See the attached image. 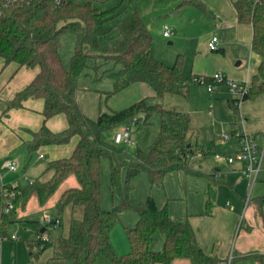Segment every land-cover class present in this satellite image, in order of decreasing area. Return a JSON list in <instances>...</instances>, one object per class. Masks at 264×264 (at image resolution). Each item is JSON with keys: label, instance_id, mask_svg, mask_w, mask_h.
<instances>
[{"label": "trees", "instance_id": "16d2710c", "mask_svg": "<svg viewBox=\"0 0 264 264\" xmlns=\"http://www.w3.org/2000/svg\"><path fill=\"white\" fill-rule=\"evenodd\" d=\"M231 1L238 22L252 26V51L261 58L248 93L228 102L232 115L238 118L242 101L264 95V0ZM120 5L101 10L91 1L80 4L67 0L57 6L54 0H34L31 4L12 6L0 19V59L19 68H39L32 82L7 102L4 111L6 115L12 109L22 108L28 99L44 101V124L38 131L31 132L32 140L25 144L28 155L37 153L44 146L67 145L73 137H79L69 157L49 162L43 176L28 187L0 183V231L18 220L19 213L26 209L31 199L45 206L58 188L73 176L77 186L63 191L54 205L55 220L51 221L54 226H63L66 221L68 233L54 243L41 238L37 245L41 246L42 252L52 248L53 256L44 263L33 261V264H172L183 258L190 259L192 264H219L221 261L200 247L188 219H172L167 205L159 207L151 196L145 202H139L129 195V182L141 173L148 176L151 186L163 185L166 176L174 172L206 175L190 167V158L204 153L191 137L190 114L166 109L159 103L150 104L145 98L125 109L101 112L97 119H91L83 112L78 100V80L89 67L90 59L120 66L118 70L114 67L103 71L102 77L108 76L113 81V89L106 93L107 98L136 83L151 86L156 97L172 93L188 98L192 84H201L202 78L212 82V77L208 76H186L180 58L173 66L155 60L151 55L153 36L136 9L116 22L120 39L112 44H102L101 38L107 37L109 32L107 24L121 14ZM186 5L206 11L201 0H181L180 7ZM66 34L76 37L69 67L65 66L60 54L61 39ZM95 68L99 67L96 65ZM60 114L66 117L68 126L54 132L46 122ZM154 114H159L161 119L158 135L149 146L137 149L131 160L126 158L123 150L103 137L104 133L117 130L135 117L143 118L138 126L147 125ZM103 158L110 162L113 190L120 187L121 171H126L121 203L111 211H105L101 205ZM50 173L49 178H43ZM209 179L208 212L213 207L216 185L214 177ZM9 203L13 209L6 213ZM262 205L264 198L260 199L259 209ZM79 209L81 217L77 215ZM126 211L135 212L138 221L134 227L126 228L131 249L120 256L112 245L111 232ZM158 234H163L165 240L163 248L155 251L151 246ZM250 257L264 264L263 254Z\"/></svg>", "mask_w": 264, "mask_h": 264}, {"label": "rangeland", "instance_id": "374dc122", "mask_svg": "<svg viewBox=\"0 0 264 264\" xmlns=\"http://www.w3.org/2000/svg\"><path fill=\"white\" fill-rule=\"evenodd\" d=\"M73 1L82 4L88 0ZM201 1L208 8L209 5L215 6L214 3L217 0ZM92 4L101 10L121 4L119 7L121 14L107 24L109 32L107 37L101 38L102 44H112L120 39L119 30L115 26L116 22L130 15L136 9L153 36L151 55L155 60L173 66L180 58L183 64V73L188 76L192 73H204L206 76L212 77L216 73H221L228 80L240 81L238 79L243 78L244 80L240 82L248 83L247 75L258 73L256 55L251 51V46L247 47L252 34V30L247 25L243 26L241 35H237L230 29L221 33L214 12L208 10L206 13L192 5L180 7L181 0H108L105 2L93 0ZM164 25L170 26L173 30L172 38L168 39L163 36ZM214 35L220 38L221 48H225L226 56L216 52L212 53L208 47V40ZM75 43L76 37L72 34H66L61 39L60 54L66 67H69ZM0 60L1 114L3 100L6 98L2 95L5 90L2 88L7 83L9 67L4 68L5 62ZM239 62L240 65H238ZM88 64L89 67L78 80V100L83 112L91 119H97L101 112L125 109L145 98H148L150 104L159 103L166 109L188 112L191 114L192 131L197 134L199 145L204 151L203 154L200 153L190 158V167L205 174H210L223 166L216 160L213 152L225 155L238 148L239 139L233 134L235 118L227 103V99L235 96L225 85H219L214 91L216 93H210L208 85L195 83L191 86L190 98L187 100L172 93L156 97L151 86L146 83H136L129 89L107 98L106 93L113 89V81L108 76L102 77L103 71L114 67L118 70L120 66L100 59H90ZM96 65L99 68H95ZM97 77L101 78L97 80ZM5 87L8 88L7 85ZM218 89L219 91H217ZM160 126V116L154 114L147 125L135 128L132 143H122L117 147L125 152L128 160H131L137 149L146 148L156 139ZM117 132L118 130H110L104 133L103 137L106 141L113 143V136ZM224 136H228L229 139L224 140ZM72 144L71 141L67 145L72 146ZM259 144L263 145L264 140L260 139ZM45 147L31 156L28 155L29 164L22 156L17 172L10 171L5 167L4 161L0 162L1 183L5 186L25 188L39 180L48 163L53 160L52 155L46 154L43 150ZM41 153L45 155L44 159L40 158ZM101 167V205L105 211H111L121 203V193L125 191L126 187V171L125 169L121 171L120 187L113 190L111 188L110 162L107 158L102 159ZM226 169L227 167L224 168V170ZM230 174L233 175L230 179L235 183L233 186L226 182V176L217 178L220 184L215 188V207H225L226 201L229 200L232 204L229 209H232L234 204L232 197H237L240 194L245 195L246 186L236 185L238 174ZM50 175L51 173L46 174L43 178L47 179ZM75 186H77V181L72 176L58 188L43 207L35 199H31L26 209L19 213L18 220L8 224L5 229L0 231V264H33V261L44 263L53 256L52 248L42 252L41 246H38L37 243L41 238L49 239L54 243L61 235L68 233L66 221L63 226H54L51 221L55 220L54 205L63 191ZM129 186V195L132 199L145 202L151 196L159 206L167 205L169 211L177 218L176 220L185 218L187 215L201 217L205 214L207 180L204 176H196L184 171L174 172L166 176L163 185L151 186L148 176L141 173L129 182ZM247 193L249 194L250 191ZM77 215L82 216L81 209ZM48 217L51 218L50 221L47 220ZM136 218L137 214L133 211H126L120 215V221L112 230L116 239L121 242L128 240L126 228L133 227ZM42 229L46 230L42 232ZM235 232L234 230V235ZM13 236H16L17 239H12ZM230 247L229 249L233 253L234 250L237 251L236 256H238L240 249L236 239L230 244ZM219 248L218 245L217 249ZM130 249L118 255H125ZM234 264L256 263L248 259H237Z\"/></svg>", "mask_w": 264, "mask_h": 264}, {"label": "crops", "instance_id": "0c3cea01", "mask_svg": "<svg viewBox=\"0 0 264 264\" xmlns=\"http://www.w3.org/2000/svg\"><path fill=\"white\" fill-rule=\"evenodd\" d=\"M214 4L215 6L208 4L209 9L206 8L205 12L207 13L208 10L214 12L216 22L218 23L217 26L220 29L219 31L221 33L222 32L225 33L226 30L230 29L234 31V33H236L237 35H241V33H243L244 25L238 22L237 12L232 1L217 0ZM247 26H249L250 29L252 30V34L250 36L251 42L249 39V44L247 45V47H250L251 46L250 43H252L253 29L251 25H247ZM212 37H217L219 40L217 50L222 49L224 51V52H216V53L222 56H226L227 52L225 48H221L222 44L220 38L217 35H214ZM210 40L211 38L208 40V42ZM251 51H252V46H251ZM255 55L257 58V69H258L261 63V58L257 54ZM240 64L241 63L239 62L238 65ZM5 67H9L8 68L9 77L7 78L8 80L7 83L5 84L8 86V88L5 87V85L2 88L5 89L2 92V95H4L6 98L3 100L4 105L2 107L0 114V162L4 161V166L6 162H16L18 165L22 156L25 157L24 160H27L28 153L25 144L32 140L31 132L38 131L44 124V117L42 115V111L44 109V101L42 99H28L23 103L22 108L12 109L8 112V114L4 115L7 102L14 99L17 92H20L25 87H27L39 72V68H26V67L19 68L18 65L14 63L8 65L6 64L4 68ZM256 74L257 73H254L253 75L250 74L247 75L246 80L248 81V84H251V81ZM185 75L188 76L187 74ZM191 76H206V75L204 73H192L190 77ZM238 80L242 81L244 79L242 78ZM191 86H190V90H191ZM190 90H189V96L188 98H186L187 100H189L190 98ZM217 91H219V89ZM231 99H227V103ZM238 109H239L238 118L232 115L235 118V122L233 123V126L236 123L244 130L246 134L255 137L258 140V142L260 141V139L264 140V95H260L254 99L242 101ZM46 125L52 131L60 132L67 128L68 123L66 117L63 114H60L47 120ZM191 137L194 142L199 144L197 139V134L194 131H192V127H191ZM78 140L79 137L75 136L71 140L73 143L72 146L69 145L46 146L45 148H43V150H45L46 154L49 153L50 155H52L53 160L69 157L72 154ZM238 144H239L238 148L229 154H234L240 149L239 141ZM263 145L260 146L262 147ZM41 154L44 155L43 153ZM213 154L215 155L217 153L213 152ZM222 164H223L222 167L215 169L212 173L206 174L204 176L207 180L206 199L208 198L207 193L210 183L209 178L210 177L215 178L216 180L215 188L218 186V184H220V181L217 180V178L219 179L223 176H226L225 177L226 182L229 183L230 186H233L235 185V183H233L230 180L233 177V175L230 173L238 174L236 185L239 184L242 185L243 187L246 186L245 195L240 194L237 195V197H232V199L234 200L232 209H229L231 208L232 205L231 201L229 200L226 201L224 205L225 207H221V206L215 207L213 201V207L209 212L206 208V203H205L204 216L191 217L187 215V217L180 218L178 220H186V219L189 220L190 224L192 225L193 229L196 232L198 244L204 250V252L209 256L215 257L219 261L225 260L231 251L229 249L231 248L230 244L233 243L236 239V243L237 245H239L240 253L238 256H236L237 251L234 250L233 264L237 259H248V260H252L256 264H261L260 261L250 256L252 254L264 255V205H262L261 209H259L260 199L264 198V158L262 161V169L257 177L256 183L251 188L249 186V180L245 178L242 173V171L245 168V164L243 162H236L232 165H228L224 163ZM225 167H227L226 170H224ZM215 188H214V192H215ZM247 191L248 192L250 191L251 199L250 202L246 205V199L248 194ZM214 200H215V196H214ZM169 214L172 219L174 220L177 219L176 217L173 216L172 212L169 211ZM137 221H138V217L136 218L134 226L136 225ZM234 230L236 231L235 235H234ZM164 240H165L164 235L158 234L156 240H154V242L152 243L151 246L152 249L155 251L161 250L164 245ZM111 242L117 254H121V252H125L130 249V244L128 240H124V241L122 240V242L119 241L114 236V231L111 232ZM218 245L220 246L219 249H217ZM172 264H192V262L190 259L183 258V259L174 260Z\"/></svg>", "mask_w": 264, "mask_h": 264}, {"label": "built area", "instance_id": "2783aa9c", "mask_svg": "<svg viewBox=\"0 0 264 264\" xmlns=\"http://www.w3.org/2000/svg\"><path fill=\"white\" fill-rule=\"evenodd\" d=\"M34 0H0V19L4 16L7 10L12 6L19 4H31ZM57 6H62L67 0H54ZM93 1V0H88ZM100 2H105L108 0H95ZM163 36L165 38H172L174 33L170 26H163ZM219 40L217 37H212L208 42V47L211 51H216L218 49ZM201 84L208 85V91L213 93L215 89L223 84L229 91L235 96V98H242L245 94L248 93L250 84L246 82L231 81L225 78L221 73H216L212 76V83H208L206 79L202 78ZM240 105V104H239ZM139 120L141 123L142 119L138 117L132 118L127 124L118 128V132L113 136V144L116 146L122 143L130 144L132 143V136L135 131V128L138 126ZM233 134L237 136L240 143V149L234 154H215V158L218 162L232 165L236 162H243L245 168L242 171L245 178L249 180L250 188L256 183L257 177L262 169V161L264 158V145L261 147L258 140L248 135L239 125H234ZM224 140H228V136L223 137ZM41 159H44V155H40ZM5 166L13 172L18 170V165L16 162H6ZM251 193L248 194L246 199V205L250 202ZM13 209V205L9 203L5 208V212L8 213ZM51 218H47L50 221ZM12 239L16 240L17 237L13 236ZM234 253L231 250L228 257L221 261L219 264H233ZM261 263V262H260Z\"/></svg>", "mask_w": 264, "mask_h": 264}, {"label": "water", "instance_id": "95a60500", "mask_svg": "<svg viewBox=\"0 0 264 264\" xmlns=\"http://www.w3.org/2000/svg\"><path fill=\"white\" fill-rule=\"evenodd\" d=\"M171 43V42H170ZM45 231V229H42V232H44Z\"/></svg>", "mask_w": 264, "mask_h": 264}]
</instances>
